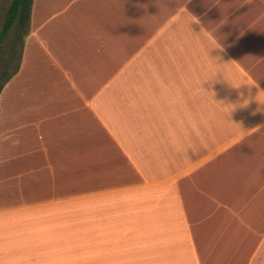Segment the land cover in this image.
<instances>
[{"label": "crops", "instance_id": "1", "mask_svg": "<svg viewBox=\"0 0 264 264\" xmlns=\"http://www.w3.org/2000/svg\"><path fill=\"white\" fill-rule=\"evenodd\" d=\"M179 2L264 89V0H33L0 93V264H264V104L229 115L257 89L204 81L203 42L164 35Z\"/></svg>", "mask_w": 264, "mask_h": 264}, {"label": "clouds", "instance_id": "2", "mask_svg": "<svg viewBox=\"0 0 264 264\" xmlns=\"http://www.w3.org/2000/svg\"><path fill=\"white\" fill-rule=\"evenodd\" d=\"M167 8V7H166ZM159 19V17H158ZM164 19L166 20L165 28H164V35L165 37H172L175 35H180L182 37H185L187 39L196 41V42H203V45L205 47V50L207 52L208 57L211 60H214L217 62V64L220 66L221 71H218L215 73L213 79L211 80H204V81H213L215 80L217 73L221 74V78L231 87L234 89H240L241 86H246L249 94L251 93V89L253 86L256 87L257 91L255 96H245L243 92H238L237 95L239 99L235 103H224V105L228 109V113L230 115L231 111L235 109L236 107H244L248 105L249 99H255L258 101L260 104H264V89H261L257 83V81L247 79V78H234L228 75H225L223 68L227 66L228 61H222L220 55L216 56H210L209 51L212 49H217L221 52L224 50L223 44L220 42L221 40H218L212 33L209 31V28L207 27L206 24H203L201 22V18L198 17L197 15H194L188 9L185 7V4L182 2H179L176 4L175 8H167L166 13L164 14ZM226 23V18L225 21H221V24ZM193 24H198L200 25L199 31H193L191 25ZM200 84V88L203 89L204 91H209L205 90L202 87L203 82ZM257 110L259 111H264V108H258ZM231 120V119H230ZM232 121V120H231ZM240 125V130L242 136L247 135L248 131L250 129H245L244 127Z\"/></svg>", "mask_w": 264, "mask_h": 264}, {"label": "rangeland", "instance_id": "3", "mask_svg": "<svg viewBox=\"0 0 264 264\" xmlns=\"http://www.w3.org/2000/svg\"><path fill=\"white\" fill-rule=\"evenodd\" d=\"M11 2L12 0H0V32L2 30L6 13ZM23 33H24V28L18 27L17 24H14V26L10 29L9 33L7 34V36L4 38V40L0 45V80L1 81H3L7 75L9 74L12 75L15 68L18 69L20 65L22 51L24 47V43L22 47V38L20 36ZM16 65L18 67H16Z\"/></svg>", "mask_w": 264, "mask_h": 264}, {"label": "trees", "instance_id": "4", "mask_svg": "<svg viewBox=\"0 0 264 264\" xmlns=\"http://www.w3.org/2000/svg\"><path fill=\"white\" fill-rule=\"evenodd\" d=\"M33 0H12L3 23L2 30L0 32V45L4 38L9 33L10 29L17 24L18 27L24 28V33L20 36L22 38V47L25 40V34L27 33L29 20L31 16ZM26 29V30H25ZM18 64V63H17ZM16 67H18L16 65ZM17 70L15 68L14 72ZM10 75H7L6 78L1 81L0 80V93L6 83V81L10 78Z\"/></svg>", "mask_w": 264, "mask_h": 264}]
</instances>
